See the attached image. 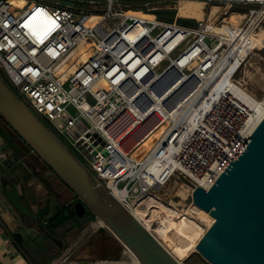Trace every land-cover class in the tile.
Segmentation results:
<instances>
[{"label":"built area","instance_id":"2783aa9c","mask_svg":"<svg viewBox=\"0 0 264 264\" xmlns=\"http://www.w3.org/2000/svg\"><path fill=\"white\" fill-rule=\"evenodd\" d=\"M27 1L0 0V70L162 243L164 213L147 200L173 178L209 190L264 119L248 124L261 115L237 81L264 31V0ZM181 1L205 3L206 18L179 16Z\"/></svg>","mask_w":264,"mask_h":264},{"label":"water","instance_id":"95a60500","mask_svg":"<svg viewBox=\"0 0 264 264\" xmlns=\"http://www.w3.org/2000/svg\"><path fill=\"white\" fill-rule=\"evenodd\" d=\"M0 116L50 167L48 174L59 177L80 198L75 204L78 217L91 210L134 254L138 264H181L95 179L14 93L1 74ZM0 134L3 143H11V135L2 126ZM11 149L19 152L21 148L12 142ZM1 186L3 199L21 218H29L45 229L41 218L49 214V204L33 211L24 184L19 187L12 180L1 177ZM193 202L214 218L213 225L197 245V251L207 261L212 264H264V119L216 183L209 190L201 186L195 188ZM52 239L55 243L60 241Z\"/></svg>","mask_w":264,"mask_h":264},{"label":"rangeland","instance_id":"374dc122","mask_svg":"<svg viewBox=\"0 0 264 264\" xmlns=\"http://www.w3.org/2000/svg\"><path fill=\"white\" fill-rule=\"evenodd\" d=\"M142 11V10H139ZM137 11V12H139ZM146 13L145 11H142ZM184 26H194V21H179ZM1 75L6 80L13 90L15 88L8 81L7 77L0 70ZM237 81L240 82L245 90L257 99L264 98V47L256 49L248 57L245 66L237 76ZM16 91V90H15ZM18 95V93H17ZM63 143L78 157V159L86 166L87 163L82 159L66 142ZM29 156V155H28ZM1 177L10 179L18 184L22 183L25 178L31 179L28 187L36 193L44 195L45 188L41 182L34 178L30 172V167L26 166L24 159L20 157H7L0 159ZM1 181V180H0ZM26 182V181H25ZM1 183V182H0ZM2 188L0 184V189ZM165 203H174L180 211H188L193 205V192L191 186L184 179L173 178L166 187L158 194ZM0 200L3 202V207L13 215L14 224L17 226L19 221L17 216H14V211L5 202L0 194ZM80 198L69 190L65 197V202L70 208L75 209V204ZM91 210L84 215L83 221H76L81 224V227H75L72 222H67L62 228H59L55 235H58L63 240L62 249L54 248L55 255L51 258L48 264H135V258L128 248L116 237V235L106 226L101 224V220L95 215L93 218L90 215ZM5 224V222L3 221ZM199 226L203 230L204 235L212 226L203 220L199 222ZM23 233H31L36 235L37 232L30 229H21ZM197 239V244L202 239ZM172 255L181 264H212L207 261L198 251L197 245L192 247L188 256L182 255L175 248L167 244ZM26 254V252H25ZM31 262L38 258L26 254ZM43 258L37 261H42ZM33 264V263H32Z\"/></svg>","mask_w":264,"mask_h":264},{"label":"flooded vegetation","instance_id":"af4514ba","mask_svg":"<svg viewBox=\"0 0 264 264\" xmlns=\"http://www.w3.org/2000/svg\"><path fill=\"white\" fill-rule=\"evenodd\" d=\"M12 142L13 140L11 143ZM14 142H18L21 148L20 151L17 152L11 149V143H6L8 145L6 146L5 151H8L10 155L9 157L11 158L16 156L18 158L20 157V159H24L26 166L30 167V172L34 178H37L41 182L46 193L41 196L40 193H36L34 190L32 191L28 187L29 185H32L30 184L31 179L25 178L22 183H15L19 187L24 184L26 188V197L30 201L33 211H37L38 207L44 208L49 204V214L41 218L45 224V229H41V227L33 223L29 218H21L18 213L10 207L15 213L14 216H17L19 221L15 231H13V236L19 243L20 248L26 252V254L35 256L38 259L43 258L42 261L50 262L51 258L55 255L54 248L58 249V251L62 249L63 240L58 237V235H55V233L68 222L67 220H64L67 216V208L69 207L65 202V197L71 189L59 177L55 175L50 176L48 174L51 170L50 167L39 159V157L28 156L29 149L25 147L21 139L17 140L15 138ZM88 211L89 209L87 212ZM21 229H30V231H36L37 234L31 235L29 232L23 233ZM46 231L48 233H46ZM52 237L58 238L60 241L55 243Z\"/></svg>","mask_w":264,"mask_h":264},{"label":"bare ground","instance_id":"6f19581e","mask_svg":"<svg viewBox=\"0 0 264 264\" xmlns=\"http://www.w3.org/2000/svg\"><path fill=\"white\" fill-rule=\"evenodd\" d=\"M27 2V0H10V3L18 7H24ZM206 6L207 5L203 2L181 1L178 5L179 16L203 20L207 15ZM217 11L218 8L213 7L211 10V14L208 13V16L212 18ZM133 12L138 16H146V13L142 11ZM262 47H264V31L259 34L255 44L256 49H261ZM238 92H241L242 95H245V99H247V101L245 102L250 105L252 110L255 112V115H261L259 120L257 121H254L251 118L248 120V124L249 122L253 123V126L256 127L264 118V98L257 99L244 89H241ZM147 149L148 144L145 143L142 145L141 149H139L138 152H143ZM114 193L117 197H121V194L118 190H115ZM147 204L155 205L157 208H159L160 211L164 213V220L161 226L157 228L158 238L162 241L166 248L168 247V244L185 256H188L190 254V250L192 247L198 245L197 239H200L203 235V230L199 226V222L205 220L209 226L213 225L214 223V218L209 213L198 207L195 203H193L192 207L189 208L188 211H180L177 209L176 204H174L173 202L165 203L159 199L158 195H153L150 197V199L147 200ZM135 214L138 218L143 219L144 210L141 208H137ZM101 224L104 225L102 221ZM167 249L169 250V248ZM132 255L134 256L133 253ZM134 258L135 264H138L139 262L135 256Z\"/></svg>","mask_w":264,"mask_h":264},{"label":"crops","instance_id":"0c3cea01","mask_svg":"<svg viewBox=\"0 0 264 264\" xmlns=\"http://www.w3.org/2000/svg\"><path fill=\"white\" fill-rule=\"evenodd\" d=\"M6 146V143L2 142V138L0 136V159H5L10 156L8 151H5ZM1 172L2 170L0 168V180ZM1 191L2 188L0 189V194ZM3 206V202L0 200V264H32L13 236V231L16 229L13 215L10 211L4 209Z\"/></svg>","mask_w":264,"mask_h":264},{"label":"trees","instance_id":"16d2710c","mask_svg":"<svg viewBox=\"0 0 264 264\" xmlns=\"http://www.w3.org/2000/svg\"><path fill=\"white\" fill-rule=\"evenodd\" d=\"M131 8H133L134 10H142V6L140 4V2H136L135 4H133L131 6ZM158 15V18L162 19V20H167V21H172L174 20V17L176 15L175 11H158L156 13ZM180 21H186L185 19H180ZM0 126L4 127L7 132L11 135L12 140L14 142L15 138L18 140L21 139V137L5 122V120L0 116ZM1 136V134H0ZM22 140V139H21ZM23 142V141H22ZM18 144V142H16ZM24 143V142H23ZM8 145V144H6ZM19 145V144H18ZM25 147H27L28 149H30L28 146H26V144L24 143ZM90 211V210H89ZM67 216L64 218V220L68 221V222H72L73 225L77 228V227H81L80 223H77L76 221H83L84 217H78L76 215L75 209L70 208V206L67 208ZM90 215L95 218V215L90 212ZM49 261L45 262V261H34L32 262L33 264H48Z\"/></svg>","mask_w":264,"mask_h":264}]
</instances>
